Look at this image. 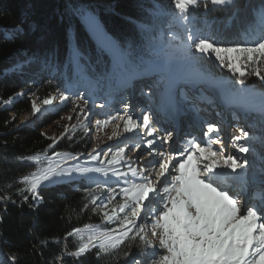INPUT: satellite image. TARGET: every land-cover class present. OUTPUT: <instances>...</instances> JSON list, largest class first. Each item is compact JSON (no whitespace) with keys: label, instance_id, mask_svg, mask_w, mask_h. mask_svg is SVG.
<instances>
[{"label":"snow or ice","instance_id":"1","mask_svg":"<svg viewBox=\"0 0 264 264\" xmlns=\"http://www.w3.org/2000/svg\"><path fill=\"white\" fill-rule=\"evenodd\" d=\"M209 3L226 7L232 5L233 0H171L175 12L152 0V3L142 5L140 19H129L143 36L149 53H154L157 44H160L181 51V59L188 64L200 62L195 53L209 59L214 56L221 67L238 75V83L246 92L254 94L246 85V78L256 76L264 81V8L258 12L259 35L250 43L228 46L221 45L213 35L202 34L191 27V10L201 6L207 8ZM70 11L90 32L96 34L101 31L96 15L87 6L70 7ZM23 31L20 26L5 29L3 39L14 40ZM111 48L118 67H127L131 63L137 67L138 76L158 75V83L165 85L163 101L174 106V57L171 54L163 60H145L144 57H134L130 47L121 48L113 42ZM82 59L79 49L74 48L71 62L80 67ZM31 60H35L41 70H57L54 56L31 58L25 63ZM15 68L21 71L23 64L18 63ZM32 95L35 96V93ZM25 96L27 93L21 91L16 97L2 99L0 107L11 105L15 98ZM28 98L31 100V112L36 115L42 108L47 111L45 106L53 105L56 100L64 104L69 101L70 95L58 90L55 96ZM78 98L85 107L72 99V111L77 113L79 127L87 133L89 124L84 121L89 120L90 110L86 107L89 100L82 95ZM175 111L178 109L174 108L173 115ZM260 113L264 122V94L261 96ZM15 119L13 114L12 120ZM158 123V120L154 122L152 115L136 119L127 111L124 115H109L103 120H96L100 129L114 125L108 139L118 137L121 130L137 137L142 132L146 139L135 142V147L139 149L143 145L146 152L135 158L126 155L131 136L115 149H93L88 153L55 151L58 139L48 137L52 143L47 149L15 157L16 161H27L35 166L13 182L23 186L16 191L21 198L20 203H27L29 208L35 207L43 201L39 194L42 186L82 178L89 186L84 189L86 202L81 211L92 206V212L101 215L103 224L113 225L109 228L85 223L82 227L68 230L62 240L60 237L38 238V247L34 245V251L47 247L50 242L57 245L63 243V249L55 256L53 264H64L65 256L79 260L88 253H93L98 260L107 256L118 260L121 255L127 260L133 247H137L139 252L127 264H264V163L257 173L255 161L247 156L240 159L234 153L225 155L221 129L215 123H208L204 133L206 141L192 136L184 140L179 149L174 148L176 142L172 133L158 129ZM76 129L75 124L66 125L60 139L69 132L75 135ZM255 139L248 131L240 129L232 147L238 153L248 154L254 151L252 141ZM259 141L264 146V132ZM217 144L221 145L219 149L213 147ZM82 156L86 159L79 163ZM141 156L151 159L138 164ZM70 161L78 163L71 164ZM6 186L12 187L13 184ZM234 188L246 195L243 205L240 195L230 194V189ZM8 202L17 203L10 195L0 196V203ZM149 236L153 239L150 240ZM70 237L74 241L73 249L67 245ZM9 260L16 264V254L6 256L0 264H7Z\"/></svg>","mask_w":264,"mask_h":264},{"label":"trees","instance_id":"2","mask_svg":"<svg viewBox=\"0 0 264 264\" xmlns=\"http://www.w3.org/2000/svg\"><path fill=\"white\" fill-rule=\"evenodd\" d=\"M156 2L175 12L171 0ZM150 3L152 0H0V100L15 97L21 91L34 90L35 96L41 99L58 90L63 91L66 79L71 76L74 48H78L83 56L79 68L83 70L84 76L104 91L105 78L109 74L107 56L94 47L86 34L87 27L70 11V7L74 6H87L93 11L101 33L110 44L114 42L121 48L130 47L134 57L163 60L171 54L174 60L181 58V51L160 44H157L154 53L146 50L143 36L129 18L140 19L142 5ZM259 7L264 8V0H233V4L226 7L209 3L207 8L201 6L191 10L197 22L191 27L193 30L197 27L209 32L221 45H243L247 33L256 26L257 20L253 13ZM17 26L23 27L24 31L18 33L14 40L5 41L4 30H12ZM195 55L200 58V62L187 63L188 69L199 70L205 75L226 76L235 85H240L238 75L221 67L214 56L209 59L199 53ZM46 56L55 57L56 71L41 70L35 60L25 63L31 58L43 59ZM18 63L23 64L21 71L15 68ZM246 85L254 93L250 94L251 97L261 102L264 81L250 76L246 78ZM30 112L29 98L0 107V196L10 195L17 201L16 204L0 203V260L14 253L17 256L16 264H53L55 256L63 249V243L57 245L50 242L47 247L34 251L33 246L38 247V238L60 237L62 240L68 230L82 227L85 223L109 228L113 225L103 224L101 215L92 212V206L81 211L86 202L84 189L89 186L85 180L70 185L42 186L39 194L43 201L35 207L29 208L27 203H20L21 198L16 195V191L23 186L13 182L35 166L27 161H16L15 157L47 149L52 140L41 135L42 130L53 125L59 118L56 116L58 114H48L40 124L17 127L20 115ZM13 114L16 115L14 121ZM259 123L264 132L261 118ZM68 137L60 139L54 150L88 153L83 140L76 142ZM9 183L13 186L7 187ZM67 245L69 249L74 248L73 238L68 239ZM138 252L139 249L133 247L127 260L122 255L118 260L111 256L98 260L93 253L79 260L65 256L64 264H127ZM7 264L12 262L9 260Z\"/></svg>","mask_w":264,"mask_h":264},{"label":"rangeland","instance_id":"3","mask_svg":"<svg viewBox=\"0 0 264 264\" xmlns=\"http://www.w3.org/2000/svg\"><path fill=\"white\" fill-rule=\"evenodd\" d=\"M258 12H259V9L255 13L257 16H258ZM256 15H254V16L256 17ZM192 20H193V18H192ZM174 30L175 31H179L178 29L177 30L174 29ZM197 30H200L202 32V34H206V32H204L202 30V28H198ZM259 33H260V30H258V29H254L253 35L248 33V36H247V38L245 40L246 43H250V41H252V40H249V39H251L252 37L256 38L259 35ZM91 34L97 40V42L100 40L99 37H98L100 33H96V34L91 33ZM100 36L102 37L101 34H100ZM107 46H108V43H107ZM109 48H110V45H109ZM111 52H112L111 54H112L113 59H115V53H114L112 48H111ZM181 64L183 66V68L181 69L182 70V72H181L182 75L188 74V73L197 74V75H200V76L202 75V72L199 71V70H192L191 71L190 69H187L188 67L186 66V63L184 61H181ZM134 66H135L134 64L130 63V64L127 65V67H123V66L118 67L117 64L115 63L114 66H112V67L114 68V70H116V72L121 73V75L133 74L135 77H137V71H135ZM118 70H120V71H118ZM82 71L83 70L80 69L79 67H77V65H75L74 63H71V67H70L71 78L70 79H66V81L64 83V88L65 89L63 90V92H65L66 95H70L69 101H66L64 104H61L59 100H56L57 103H56V105L54 107L48 109L47 111L43 110L40 113H37L36 115H33L32 112L21 114L20 117H19V122H18L17 127H20V126H23V125L34 126V125H36L38 123L40 124V122L42 121L44 116H48V114H58V115H56V116L59 117L58 120L53 122V125H51L50 127H45L42 130V133H45L46 135H44V136H46L47 138L48 137H56L58 139V141H60V136L64 132L65 126L67 125V126L70 127L71 125L75 124V125H77V129H76L75 135H73L71 132H69L66 135H64L63 137L72 136L71 139L76 141V142H78L79 140H83L86 143V146H87L86 151H88V152H90L93 149H96V148H98L99 146H102V145H105V150L108 149L109 145H110L109 147H112V148L115 149V147L117 145L114 146L113 144H107V143H111V142L113 143V141L117 142L115 140V138L108 139V137L111 136L112 133H113L114 125L110 124L107 127L102 128V129L98 128L97 125H96V120H103V119L107 118V116L114 115L115 113L113 111H111L110 108H109V111H107L108 112L107 115H96L97 112H95V114L91 113L92 109L94 110V108H96V106L101 108V105H103L102 104L103 100L101 99L102 96L109 95L111 89L108 88V89H106L103 92V94H101V92L99 91L97 86H95L94 83L90 82L84 76ZM109 73H110V77L113 79L112 81L117 83V79H119V77H117L114 74L115 72L111 70V66H110ZM210 78H215V77L212 76V77H209V79ZM213 87H215V86H213ZM215 89L221 90L222 87L221 88L220 87H215ZM75 90H77V93H74ZM23 92L27 93V96H25L24 98H15L14 101L15 100H26L28 97H31L32 99H36L37 98L36 96L32 95L34 93V90H32V91H23ZM57 93L58 92L54 93L53 96L57 95ZM227 94L229 95V100H232V101H236V100H238V101H247V103H245V104H247V106H249L251 102L257 101L256 99L251 97V95L248 92H246L244 90L243 86H237L234 89H230L229 91H227ZM80 95H82V96L85 95V98L89 100V104L86 106L87 109L90 110L88 112L89 120L88 121H84L85 123L89 124V128H88L87 133H85V131L79 127L80 121L76 118L77 117V113L72 111V109L74 108V105L71 103L72 99H75L76 103L78 105H80L81 107H85L84 104H83V101H80V99L78 98V96H80ZM224 98H225V96H224ZM29 102L31 104V100L30 99H29ZM260 105L261 104L253 105V106L249 107V109H251V108H253L255 106H260ZM8 106H10V105H8ZM105 107L106 106H104L103 108L105 109ZM254 109L255 110H260L259 107L254 108ZM254 109H252V110H254ZM124 110L125 109H122L121 110L122 112L118 113V115H124L125 114ZM63 111L65 112V114H62ZM69 116L72 117L71 120L68 119ZM254 117H255V119L257 118L255 115L252 118H250L251 121L249 122V125L254 124L255 129L250 127V130H247V131L249 133H251L252 136L256 137V139L254 141H257V138H259L261 136L263 131L262 130L260 131L259 128H256L257 127V123H256L255 119H253ZM81 119H82V117H81ZM231 131L232 130H230V132H229L230 134H231ZM123 134H125V133L121 130L120 135H123ZM257 145L261 146L263 148V150H264V146L261 145L259 140H258V144ZM128 151H130V149ZM134 151H130L131 154H133ZM254 153H256L257 156H259V154H261V150L256 148ZM244 155L247 156L250 160H253L250 157L251 152L248 153V154H244ZM129 157H131V156H129ZM135 157L136 156H133L132 158H135ZM72 162L73 161H70L69 163H72ZM148 238L150 240L153 239L151 236H149ZM156 247H157V249L159 248L158 243L156 244Z\"/></svg>","mask_w":264,"mask_h":264},{"label":"bare ground","instance_id":"4","mask_svg":"<svg viewBox=\"0 0 264 264\" xmlns=\"http://www.w3.org/2000/svg\"><path fill=\"white\" fill-rule=\"evenodd\" d=\"M92 32H90V34H91ZM99 41L97 42V40L95 39V41H96V43L97 44H99L100 45V47H103V49L104 50H106L107 52H111V46H110V48H109V43H108V41L104 38V37H101L100 36V34H99ZM103 38V39H102ZM108 43V46H107V43L105 42V41ZM212 77V76H211ZM214 77V76H213ZM224 78H226V77H224ZM224 78H221L220 76H218V77H215V78H206V79H203V80H201V82L202 83H205V84H208V85H212V86H215V87H222L223 86V84L225 83V80L226 79H224ZM209 79V80H208ZM204 81V82H203ZM210 85V86H211ZM214 87V88H215ZM56 101H54V103H53V105H51V106H45V108H47V109H50V108H52V107H54L55 105H56ZM235 104V106H237V107H240V106H242V105H239L238 103H234ZM258 104H261V103H250V105L249 106H245V107H242V108H246V110H249V112H254V111H260V110H255L254 108H257V107H259V109H260V106H255V107H253V108H251V109H249V107H251V106H253V105H258ZM252 109H254V110H252ZM43 110H45L44 108H42L41 109V111H43ZM249 116L247 117V119L246 120H250V116L252 115V113L251 114H248ZM126 135H129V133H126ZM123 137V136H122ZM132 138L133 139H135V140H133V144H129V147H133V146H135V142H137L138 141V137L136 136V134H132ZM132 141V140H131ZM131 141H129V142H131ZM243 142V141H242ZM112 143V142H111ZM107 144H109V143H107ZM110 146V145H109ZM108 146V147H109ZM215 146H217V147H220L221 145L220 144H217V145H214L213 147H215ZM103 150H105V145H103V148H102ZM130 149V151H134L133 152V154H131V152L130 151H127L126 152V155L127 156H131V157H133V156H137L136 154L138 153L139 154V152H137L138 150H137V148L136 147H134L133 148V150L131 149V148H129ZM99 150H101V149H99ZM130 152V153H129ZM227 155V154H226ZM138 162V161H137ZM145 162H146V160H145ZM142 164H144V163H142ZM256 165V164H255Z\"/></svg>","mask_w":264,"mask_h":264}]
</instances>
